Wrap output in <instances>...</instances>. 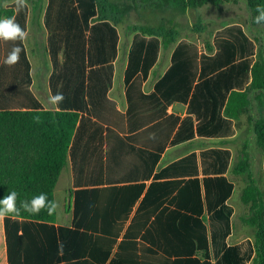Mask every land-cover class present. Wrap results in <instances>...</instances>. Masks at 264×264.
<instances>
[{"label":"crops","instance_id":"obj_1","mask_svg":"<svg viewBox=\"0 0 264 264\" xmlns=\"http://www.w3.org/2000/svg\"><path fill=\"white\" fill-rule=\"evenodd\" d=\"M43 1L0 8L28 34L0 41V111L78 120L53 190V230L0 220V264H251L245 183L230 169L246 149L264 189V155L251 154L249 115L228 119L221 101L249 84L252 41L222 65L221 39L210 54L181 40L163 48L158 38H127L121 23L94 21L76 0ZM17 44L20 61L8 66ZM57 92L64 102L49 105Z\"/></svg>","mask_w":264,"mask_h":264},{"label":"trees","instance_id":"obj_2","mask_svg":"<svg viewBox=\"0 0 264 264\" xmlns=\"http://www.w3.org/2000/svg\"><path fill=\"white\" fill-rule=\"evenodd\" d=\"M135 2L136 0H131ZM239 0H140L141 3L153 2L158 8L177 7L181 12L198 9L203 6L219 7L223 4L236 3ZM245 1L252 20L256 16L255 7L264 4V0ZM5 0H0V8ZM31 6H42L43 0H27ZM77 5L94 17V21L122 23L126 11L114 0H76ZM264 25V24H262ZM148 37L160 38L163 48L169 47L177 36V30L164 24L141 26L134 28ZM228 38L218 43L221 53V64L228 65L234 58L235 50L241 55L249 52L246 46L247 36L238 28H230L226 32ZM245 64V63H244ZM246 69L250 73V82L243 90H232L226 101L222 98L223 115L238 120L248 114L250 131L255 139L258 153L264 155V46L255 52V60ZM232 69V66H231ZM259 109L257 117H252V105ZM39 116L37 122L35 117ZM78 115L62 111H0V198L9 191H16L19 200L31 199L41 192L53 200V190L60 173L67 163V153L74 134ZM250 153L242 150L230 173L241 177L245 183L240 192V201L246 209L243 224L253 230L255 255L251 264H264V189L261 180L251 172ZM190 180L188 186L195 184ZM230 187V184L228 185ZM228 193V192H227ZM226 194V193H225ZM159 206H157L158 208ZM20 218L37 224L40 228L53 230L47 224L55 219L46 211L39 215H11L6 218ZM62 231V230H60Z\"/></svg>","mask_w":264,"mask_h":264},{"label":"rangeland","instance_id":"obj_3","mask_svg":"<svg viewBox=\"0 0 264 264\" xmlns=\"http://www.w3.org/2000/svg\"><path fill=\"white\" fill-rule=\"evenodd\" d=\"M114 1L118 2L126 11L121 23V32L124 30L127 38L130 36L133 38L148 37L139 31H134V28L164 24L168 28L174 27L177 30L176 39L172 43L173 46L180 40L186 41L195 47L197 53L210 54L216 46V40L228 38L226 32L229 27L233 28L234 26L235 28L238 27L252 41L255 52L259 47L264 46V25H257L252 20L250 11L243 0L223 4L219 7L207 5L185 12H181L173 6L158 8L153 2ZM11 2L14 0H7V3L4 2L2 5H9ZM28 5L30 4L28 3ZM158 39L160 40V38ZM257 152L254 148L251 154L257 158L260 154ZM237 195L238 192L236 191L233 200L236 199Z\"/></svg>","mask_w":264,"mask_h":264},{"label":"clouds","instance_id":"obj_4","mask_svg":"<svg viewBox=\"0 0 264 264\" xmlns=\"http://www.w3.org/2000/svg\"><path fill=\"white\" fill-rule=\"evenodd\" d=\"M7 3V0H5ZM16 11L26 8L28 6L27 0H14ZM256 16L254 22L257 25L264 24V4H258L255 7ZM27 32L16 22L15 17L0 18V41L21 43L27 38ZM23 48L17 44L7 54L4 63L8 66H14L20 61ZM65 100V96L62 92L49 95L48 104L51 106H59ZM34 119L39 121V116ZM19 194L16 191H9L2 198H0V220L11 215H21L27 213L29 215H39L41 211H46L49 216L53 215L57 208L58 203L54 200H50L46 193L41 192L38 195H34L30 200H19ZM58 248L62 249V243L58 242Z\"/></svg>","mask_w":264,"mask_h":264}]
</instances>
